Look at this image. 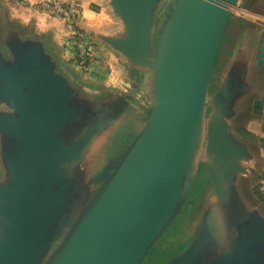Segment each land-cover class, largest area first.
Here are the masks:
<instances>
[{
	"label": "water",
	"instance_id": "1",
	"mask_svg": "<svg viewBox=\"0 0 264 264\" xmlns=\"http://www.w3.org/2000/svg\"><path fill=\"white\" fill-rule=\"evenodd\" d=\"M239 1L107 0L122 28L96 37L125 59L127 74L95 98L57 72L46 39L1 18L0 264L143 263L174 229L199 161L218 201L243 193L253 151L233 122L252 109L264 121L263 28L244 22L210 93ZM156 17L163 22L154 38ZM143 68L145 79L136 72ZM132 99V144L102 168L101 187L64 236L73 170ZM249 210L227 249L210 250L222 226L206 220L167 264H264V217Z\"/></svg>",
	"mask_w": 264,
	"mask_h": 264
},
{
	"label": "rangeland",
	"instance_id": "2",
	"mask_svg": "<svg viewBox=\"0 0 264 264\" xmlns=\"http://www.w3.org/2000/svg\"><path fill=\"white\" fill-rule=\"evenodd\" d=\"M69 1H73L80 5L82 10L85 8L96 12H99L102 9L105 12L110 11L106 2L107 0ZM5 3L0 0V11L7 15ZM254 8H260L263 11L259 13L258 11H255ZM91 17L93 23L89 24V31L93 39H96V35L106 33V26L103 24H97V18H95V16ZM102 17L106 18L104 14ZM162 22L163 19L156 17L152 31L154 38L158 35L160 24ZM240 22H249L254 26H257V28L264 29V0H240L238 2V5L233 10L231 23H229L230 27L228 35L227 37L225 36L226 33L224 35L225 39L223 43L225 42V44L223 45V50L220 54L219 60L216 61L217 74L220 73L227 61L225 51L228 47L233 45L231 40L237 35L236 25ZM28 27L33 29L34 32L36 31L34 26ZM27 28H22V32L26 31ZM245 29H243V31ZM95 39L94 41L97 43L98 39L97 41ZM102 52L105 54L104 51ZM55 55L58 61L57 72L63 75V77L68 79L72 84L79 86V92L86 93L92 98H95L103 95L104 92L110 91V89L105 88L94 80H89L85 73L86 69L79 66L74 58L71 59V57L67 55L66 58L69 60H65L63 58L60 59L58 54ZM118 62L123 66V70V68H125L124 64H122L123 62H121V60H118ZM136 72L142 77V79H145L147 77L148 69H137ZM217 74H213V83L214 81H217ZM78 81H81V84H78ZM141 92L145 96L147 95L144 86H141ZM210 93H212V89H210ZM132 102L134 104L128 108L126 113H124V116L118 123L119 125L105 131L104 138L101 140L96 138V142L86 153L85 159L74 168L72 176L74 181L71 199L72 205L68 210L69 223L65 228L64 236L74 228L82 216L89 200L101 187V184H96V180L99 178L102 168L111 158L117 157L118 152L126 150V148L132 144V138L128 132L134 130L133 123H135V125L138 123L137 118L139 116L134 109V107L137 106L135 104L137 102H134V99H132ZM209 112L210 111L208 110L206 114L207 116ZM247 117L233 122L234 131L242 137V140L251 145L253 151V160L247 166L249 173L243 178V181H240L239 191H242L243 189L244 195L242 192L238 191L240 194L236 196L234 194L231 202L228 203L223 200L218 201L208 189L207 170L205 165L199 161L195 167L196 170L190 189L186 194V201L183 204L180 213L175 218L176 224L174 229L165 232V234L153 246L152 254L147 255L141 264H167L174 257L182 254V252L184 253L193 239L196 238V232L199 231L203 221L214 220L222 226V231L219 237L220 240L218 242L215 241V244L210 249L216 254L218 250L227 249V246L233 241V239L239 237L241 226L250 216L249 207L252 209H258L264 217V194L260 190L261 181L264 179V139L259 134V128L256 130L255 134L248 132L245 129V120H247Z\"/></svg>",
	"mask_w": 264,
	"mask_h": 264
},
{
	"label": "crops",
	"instance_id": "3",
	"mask_svg": "<svg viewBox=\"0 0 264 264\" xmlns=\"http://www.w3.org/2000/svg\"><path fill=\"white\" fill-rule=\"evenodd\" d=\"M1 1L4 3L6 2L5 3V8L7 9L6 17L10 23L20 26V29L25 27L27 28L28 26H34L36 29L35 32L33 29L29 27L27 28V30H31L36 36L46 39L50 49L54 51L56 54H58V57L60 59L63 58L65 60H69L66 58L67 55H69L71 59H73V54L69 43V36L65 29L63 21L43 13L39 8V4L42 0H21V1L1 0ZM63 1L71 2L69 0H63ZM83 11L85 16V21L82 27L88 33H90L89 24L93 23V21L91 20L92 19L91 16H95V18H97L98 20L97 24H103L104 26H106V33L104 34L116 33L121 31L122 24L117 18L113 16L111 11L105 12L102 9L99 12H96L94 10L85 9V8ZM103 14L106 16V18L102 17ZM97 39L98 38L96 37L95 40L97 41ZM96 44L102 51L105 52V54L111 56L117 61L121 60V62H123L122 64H124L125 68H123L122 72L124 73L123 75L125 76V74H127L125 59L122 56L115 54L109 47L103 44L99 39ZM85 73L89 80L92 79L95 82L99 83L100 85L104 86L105 88L110 87L107 70L103 66L92 65L85 70ZM250 114L251 113L248 112L240 116L237 120H241L244 117L248 116L249 118L247 117V120H245V129L248 132L255 134L256 130L259 128L260 131L259 134L264 139V121L260 117H255ZM239 137L242 138L241 136Z\"/></svg>",
	"mask_w": 264,
	"mask_h": 264
},
{
	"label": "built area",
	"instance_id": "4",
	"mask_svg": "<svg viewBox=\"0 0 264 264\" xmlns=\"http://www.w3.org/2000/svg\"><path fill=\"white\" fill-rule=\"evenodd\" d=\"M39 8L46 15L63 21L73 58L79 66L85 69L92 65L103 66L107 70L110 86H117L124 80L121 64L104 54L91 34L83 29L85 16L80 5L73 1L42 0ZM260 190L264 194V179L261 181Z\"/></svg>",
	"mask_w": 264,
	"mask_h": 264
},
{
	"label": "flooded vegetation",
	"instance_id": "5",
	"mask_svg": "<svg viewBox=\"0 0 264 264\" xmlns=\"http://www.w3.org/2000/svg\"><path fill=\"white\" fill-rule=\"evenodd\" d=\"M255 9V11H258L259 13L261 12V11H263L262 9H260V8H254ZM231 23V22H230ZM229 27H230V25L228 26V29H227V31H226V37H227V35H228V32H229ZM247 26L245 25V23L244 22H240L238 25H236V30H237V35H235V38L234 39H232L231 40V43L233 44L232 46L234 47V44H235V39H236V37L238 36V34L239 33H241L242 31H243V29H245ZM235 30V31H236ZM224 39L225 38H223V41H224ZM223 41H222V44H221V49H219V52H218V56H217V60H219V57H220V54H221V52H222V50H223V45L225 44V42L223 43ZM232 46H230V47H228L227 49H226V51H225V57H230L231 55H230V51H232ZM232 47V48H231ZM264 88V87H263ZM263 93V92H262ZM252 106H253V102H252ZM250 115H252V116H255V117H260L261 119H262V116H260V115H257V114H254L253 113V109L252 110H250ZM263 120V119H262Z\"/></svg>",
	"mask_w": 264,
	"mask_h": 264
},
{
	"label": "trees",
	"instance_id": "6",
	"mask_svg": "<svg viewBox=\"0 0 264 264\" xmlns=\"http://www.w3.org/2000/svg\"><path fill=\"white\" fill-rule=\"evenodd\" d=\"M19 1H21V0H19ZM5 14H3V13H1V11H0V20H1V18L4 16ZM230 55H231V51H230ZM216 61H217V59H216ZM216 61H215V64H214V71H213V74H217V67H216V65H217V63H216ZM216 69V70H215ZM215 82L216 81H214V83L211 81V88L210 89H212V91H213V88H214V84H215Z\"/></svg>",
	"mask_w": 264,
	"mask_h": 264
}]
</instances>
